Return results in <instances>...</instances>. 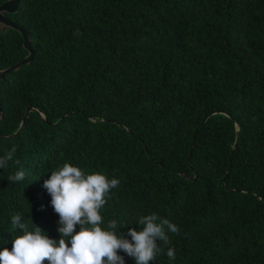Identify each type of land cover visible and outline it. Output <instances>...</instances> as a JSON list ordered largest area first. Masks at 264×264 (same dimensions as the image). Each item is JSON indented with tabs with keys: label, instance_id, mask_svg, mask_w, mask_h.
I'll list each match as a JSON object with an SVG mask.
<instances>
[{
	"label": "trees",
	"instance_id": "obj_1",
	"mask_svg": "<svg viewBox=\"0 0 264 264\" xmlns=\"http://www.w3.org/2000/svg\"><path fill=\"white\" fill-rule=\"evenodd\" d=\"M6 16L34 59L0 79V157L20 161L0 169V250L17 213L58 243L43 183L68 163L119 180L105 230L131 240L152 213L179 227L175 260L150 264H264V0H21ZM28 55L0 30V70Z\"/></svg>",
	"mask_w": 264,
	"mask_h": 264
},
{
	"label": "clouds",
	"instance_id": "obj_2",
	"mask_svg": "<svg viewBox=\"0 0 264 264\" xmlns=\"http://www.w3.org/2000/svg\"><path fill=\"white\" fill-rule=\"evenodd\" d=\"M16 151L13 146L0 157V169L7 168L10 161L19 165L20 161L14 159ZM24 179L23 170L8 177L13 182ZM119 183V180H109L100 173L85 174L79 167L68 163L53 171L44 181L43 188L50 195V204L59 216L61 238L57 243L37 226L29 230L17 213L11 217V224L23 234L12 239L11 251L6 247L0 250V264H44L45 261L47 264H125L118 251L134 258L136 264H150L163 248H167V257L175 260V249L169 246L167 233L178 235L179 227L155 213L138 218L140 230L130 229L126 233L131 240L118 235L115 219L107 222V230L101 227L100 209ZM77 225L80 226L78 232ZM157 241L162 242V247Z\"/></svg>",
	"mask_w": 264,
	"mask_h": 264
},
{
	"label": "water",
	"instance_id": "obj_3",
	"mask_svg": "<svg viewBox=\"0 0 264 264\" xmlns=\"http://www.w3.org/2000/svg\"><path fill=\"white\" fill-rule=\"evenodd\" d=\"M20 1L21 0H7L3 5L0 6V30L4 29L5 27H9V28L18 30L22 34V36L24 37V47L29 51V55L23 61H20V62L10 66L9 68H7L5 70H0V79H3L7 73L15 71V70L21 68L22 66H24L28 63H31V61L34 59V53H33L32 48H31V43H30V39H29L28 34L25 32L24 29L19 28L16 24H14L6 16V14L14 15L17 13ZM29 113H38V111L36 109H34L32 106H28L24 120L27 118ZM40 116H42V115H40ZM1 119H2V109L0 106V120ZM24 120H23L22 125L24 124ZM20 129L15 134H13L11 136H6L5 138L17 136L18 133L20 132ZM0 138H1V136H0ZM190 155H191V152H190Z\"/></svg>",
	"mask_w": 264,
	"mask_h": 264
}]
</instances>
